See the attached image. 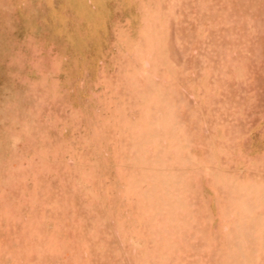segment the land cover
I'll list each match as a JSON object with an SVG mask.
<instances>
[{
    "label": "rangeland",
    "instance_id": "1",
    "mask_svg": "<svg viewBox=\"0 0 264 264\" xmlns=\"http://www.w3.org/2000/svg\"><path fill=\"white\" fill-rule=\"evenodd\" d=\"M0 264H264V0H0Z\"/></svg>",
    "mask_w": 264,
    "mask_h": 264
}]
</instances>
